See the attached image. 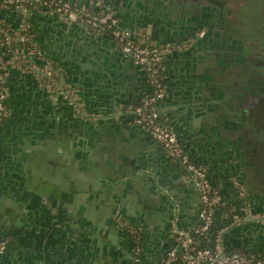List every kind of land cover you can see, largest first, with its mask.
I'll return each mask as SVG.
<instances>
[{
  "label": "crops",
  "instance_id": "obj_1",
  "mask_svg": "<svg viewBox=\"0 0 264 264\" xmlns=\"http://www.w3.org/2000/svg\"><path fill=\"white\" fill-rule=\"evenodd\" d=\"M140 3L141 1L137 4L131 2V7H128L123 5L122 1L119 2L121 8L116 9V12L125 26L132 29L142 27L138 26L137 17ZM151 12L156 14L155 16L151 13L147 14L146 27L157 40L178 43L187 39L192 33L190 31L193 25L188 18L186 19L184 11L165 15L155 7ZM3 15L9 21L16 20L15 15L9 10L3 11ZM79 26L63 21L56 14H35L32 17L31 28L44 56L36 60L38 62L44 61L45 58L56 60L61 68L62 77L79 89L84 104L90 111L96 113L97 118L85 119L76 114L66 100H52L47 90L31 73L9 64L7 68L8 112L0 129V182L3 179L12 181V178H9L11 175L20 177L21 171L22 174L24 170L31 171L30 152L35 143H38L41 131L53 130L62 138L59 150L62 161H58L56 166L66 170L70 167L68 161L73 158L71 150H78V148L90 150L94 142L102 141L105 144L111 140L129 137L121 136L120 131H114L113 127H110V124L113 126L116 120L121 119L124 125L130 128L132 139L138 143L137 151L144 157L146 165L151 169L150 172L159 180V188L167 194L175 207V215L170 222L163 218L167 212L169 213L165 205H161L159 210L154 211L155 219L143 221L139 213L143 203L137 197L138 194L125 189L130 198L125 199L129 208L124 206L123 210L135 220L141 219L137 220L138 222L130 220L129 223L136 225L135 227L143 233L142 261L144 264H165L161 261V257L175 242L173 227L189 229L199 221L202 208L199 188L193 179L187 178L183 167L170 157L163 145L147 130L140 129L134 113L124 112L116 115L113 113L119 105L137 101L144 93L151 90L147 71L124 55L109 35L102 37L101 34L92 32H90L91 35H97L99 38H88L86 58L81 61L75 59L78 57L73 59L74 54H78L75 52L78 51L77 45L82 43L77 31ZM199 39V37L196 39L195 44L199 51L174 50L165 57L167 94L160 102L161 117L166 125L179 130L188 151L198 162L207 166L210 180L222 191L226 200L222 209V217L227 219V222L222 224L225 226L226 247L230 250L245 249L264 255V222L244 220L249 213L264 214V193L247 182L248 176L245 172L232 170L231 165L226 164L223 159L210 160L204 154L207 153L204 151V146L196 141V137L190 139L187 135L188 132L195 131L194 127H200L202 130L204 120L207 118V115L199 108L200 105L186 109V106L190 104L186 101L188 91L180 83L185 73H188L191 78L192 74H203L205 71L206 61L203 60L204 63H202L197 60V57L202 60L201 48L197 46ZM191 52L196 55V59L194 56L187 59ZM90 60L97 62L94 66L95 72L101 70L105 74L103 78L100 76L95 82H91L92 80L86 77L87 74H84L86 72L81 67L82 63L87 65ZM61 61L65 64H60ZM194 61L195 64H193ZM109 73L126 81L123 83L124 86L117 87L121 83L118 78H113ZM93 120L98 124L88 126V122ZM185 127L188 130H185ZM118 128L121 129V126ZM119 135L120 138L117 137ZM148 136L151 140L153 139L152 143ZM154 144L156 145L151 147ZM132 151L135 152L133 149ZM92 154L95 157L94 163L102 166L104 173H114L106 158L98 152L92 151ZM132 160L135 161V157ZM124 163L127 173L132 174L134 171L132 164L128 161ZM49 164L52 167L50 162ZM80 185L88 187L89 179L83 178ZM114 198H117V195ZM69 200L71 199L67 201ZM69 203L74 213L78 210V213L88 214V217H84L87 223L97 226L96 223L102 221L105 208L101 203L91 204L92 208L89 211H86L83 200ZM56 210L57 207L46 204L35 214L23 215L22 218L13 220V235L16 241L8 238V241L0 243L1 247L4 246V252L0 254V264H90V260L80 250L74 251V242L69 234L71 235L75 230L69 221L62 220L63 209H60L59 213ZM125 221H127L126 218L118 220L122 226H125ZM74 222L77 223V219H74ZM110 235L100 234L99 241L107 246L110 239H113L114 258L100 257L95 264H131L134 251L127 233L117 228ZM210 240V237H202V242L209 243ZM89 256H91L90 250Z\"/></svg>",
  "mask_w": 264,
  "mask_h": 264
},
{
  "label": "water",
  "instance_id": "obj_2",
  "mask_svg": "<svg viewBox=\"0 0 264 264\" xmlns=\"http://www.w3.org/2000/svg\"><path fill=\"white\" fill-rule=\"evenodd\" d=\"M105 1L115 10L121 8L119 5L121 1L128 7H131V2L137 4L141 1L140 9L137 10L138 26H147L146 16L149 13L155 16L156 13L151 12L155 7L165 15L178 14L182 11L190 16H192V12H197L198 15L202 13V0ZM77 28L82 43L77 45L78 51L75 52L78 54H74L73 59L78 57L75 59L81 61L88 54L86 51L88 38H99V36L91 35L83 25ZM101 36L107 37L106 34H101ZM210 45L207 41L204 45L202 44L200 47L202 60L197 57L199 62L206 61L203 74H192L190 78L188 73H185L180 79V83L188 91L186 101L190 104L186 106V109L200 105L199 108L207 115L202 130L200 127H194L195 131L188 132L187 135L190 136V139L196 137V141L204 146V151L207 152L204 154L210 160L213 158L223 159L226 164L231 165L232 170L245 172L248 176L247 182L264 193V73L253 67L251 51H232L229 48L220 50L219 46H217L218 50H215L216 48ZM199 50L195 45L185 49V51ZM188 55L190 56L187 59H191L193 56L196 59V55H193L192 52ZM88 62L87 65L82 63L81 67L85 70L86 77L92 80L91 82L99 80L100 76L102 78L105 76L101 70L95 72L94 66L97 65V62L92 60ZM60 64L64 65L65 63L61 61ZM256 73H260V75L257 76ZM109 74L113 78H118L113 73ZM118 81L121 83V85H117L119 88L126 82L119 78ZM97 124L98 122L93 120L89 121L87 125L96 126ZM123 125V120L119 119L113 126L110 124V127H113L114 131H120L121 136L129 137L120 139L121 141L111 140L105 144L102 141H97L91 144L90 150L86 148L71 150L73 158L68 161L70 167H67L66 170H61L56 166L58 161H62L59 154L62 138L53 130L41 131L38 143H35L32 152H30L31 171L24 170L23 174L21 171L20 177L11 175L9 178H12V181L3 179L0 182V243L8 241V238L16 241V237L13 235V220H18L23 215L35 214L46 204L57 207V213L63 209L62 220L69 221L75 230L71 235L69 234L74 242L73 249L74 251L80 250L90 260V264H95L100 257L102 259L108 256H111V259L114 258L113 239L111 238L106 246L99 241V235L111 236L110 234L117 228L127 233L134 251L132 235L126 225L119 224V218H126V222L130 220L138 222L137 220L141 219L149 221L151 218H156L154 211L159 210L161 205H165L169 213L167 212L163 218L170 222L175 215V207L167 194L161 191L159 180L153 176L144 157L137 151L138 143L132 139L130 128ZM119 126L121 129L118 128ZM140 129L144 128L140 126ZM185 130L188 128L185 127ZM176 131L182 139L179 130ZM117 137L120 138V135ZM114 138L116 139L115 136ZM148 139L152 143L153 139L151 140L150 136ZM92 151L98 152L106 158L108 164L111 165L110 168L114 171L113 174L104 173L102 166L94 163L95 157ZM134 157L135 161L132 160ZM125 161L132 164V168H134L132 174L127 173ZM49 162L52 167L49 166ZM123 168L125 169L123 170ZM83 178L89 179L88 187H81ZM125 189L136 192L140 202L143 203L139 212L141 219L135 220L123 210L124 206L129 208L125 199L130 198ZM115 195L117 198H114ZM119 195L122 196L119 197ZM68 199L71 200L67 201ZM77 200L84 201L86 211H89L92 208L91 204L96 202L103 205L105 210L102 221L96 223L97 226L85 221L84 217H88L85 212L82 214L78 213V210L73 212L69 202L77 203ZM104 200H106V204ZM74 219H77L78 222L75 223ZM88 249L91 256H89ZM132 254L131 264L135 252Z\"/></svg>",
  "mask_w": 264,
  "mask_h": 264
},
{
  "label": "built area",
  "instance_id": "obj_3",
  "mask_svg": "<svg viewBox=\"0 0 264 264\" xmlns=\"http://www.w3.org/2000/svg\"><path fill=\"white\" fill-rule=\"evenodd\" d=\"M5 10L12 12L16 20L9 21L3 15ZM35 14H56L67 23L83 25L88 32L109 35L127 57L147 71L151 90L137 101L119 105L113 113H134L136 123L163 145L170 157L183 167L187 178L195 181L202 199L198 223L189 229L173 227L175 242L164 252L161 261L165 264H264L262 254L228 249L224 225L212 228L217 213L226 204L225 197L210 180L207 166L192 156L178 132L166 125L161 117L160 102L167 94L165 57L174 50L190 48L196 36L178 43L159 41L146 26L139 29L125 26L105 0H0V129L8 112L9 64L31 73L52 100L64 99L79 116L97 118L96 113L84 104L79 89L62 77L56 60H36L44 56L31 28ZM248 219L264 222V214L249 213L244 217V220ZM124 225L133 238L134 264H144L141 230L126 221ZM203 236L210 237V242H202ZM3 252L4 246L0 248V254Z\"/></svg>",
  "mask_w": 264,
  "mask_h": 264
},
{
  "label": "flooded vegetation",
  "instance_id": "obj_4",
  "mask_svg": "<svg viewBox=\"0 0 264 264\" xmlns=\"http://www.w3.org/2000/svg\"><path fill=\"white\" fill-rule=\"evenodd\" d=\"M201 6L200 15L185 14L193 25L187 39L199 37V47L207 41L215 50L251 51L253 67L264 73V0H202Z\"/></svg>",
  "mask_w": 264,
  "mask_h": 264
},
{
  "label": "trees",
  "instance_id": "obj_5",
  "mask_svg": "<svg viewBox=\"0 0 264 264\" xmlns=\"http://www.w3.org/2000/svg\"><path fill=\"white\" fill-rule=\"evenodd\" d=\"M227 222L226 217H222V211H219L216 216V221L213 224L212 228L216 229L220 224L222 225L223 223L225 224ZM248 251V250H246Z\"/></svg>",
  "mask_w": 264,
  "mask_h": 264
}]
</instances>
